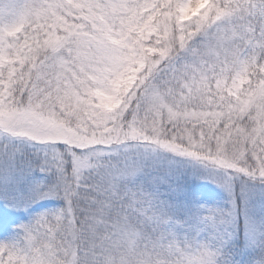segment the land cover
Here are the masks:
<instances>
[{
	"label": "snow or ice",
	"instance_id": "snow-or-ice-1",
	"mask_svg": "<svg viewBox=\"0 0 264 264\" xmlns=\"http://www.w3.org/2000/svg\"><path fill=\"white\" fill-rule=\"evenodd\" d=\"M242 221L264 264V0H0V264H224Z\"/></svg>",
	"mask_w": 264,
	"mask_h": 264
},
{
	"label": "trees",
	"instance_id": "trees-1",
	"mask_svg": "<svg viewBox=\"0 0 264 264\" xmlns=\"http://www.w3.org/2000/svg\"><path fill=\"white\" fill-rule=\"evenodd\" d=\"M259 252L260 249L257 248L254 252L247 255L245 258H242L241 254L243 252L241 251V245L235 244L224 251L221 259L223 260L224 264H239L240 261L245 262V264H251V261L254 257L258 256Z\"/></svg>",
	"mask_w": 264,
	"mask_h": 264
},
{
	"label": "rangeland",
	"instance_id": "rangeland-1",
	"mask_svg": "<svg viewBox=\"0 0 264 264\" xmlns=\"http://www.w3.org/2000/svg\"><path fill=\"white\" fill-rule=\"evenodd\" d=\"M205 191L207 193L206 200H207L208 203H214L217 200L221 199V196L218 194V190L215 189V186L210 185V184H206L205 185ZM256 215H257V219L259 220V218H260V205L259 204H257V206H256ZM242 229H243V237H244V243H245V230H244V227ZM253 246L245 247V248H246V250H250Z\"/></svg>",
	"mask_w": 264,
	"mask_h": 264
}]
</instances>
